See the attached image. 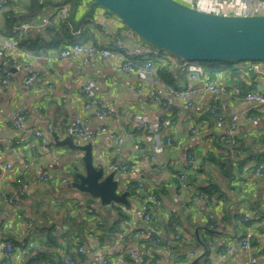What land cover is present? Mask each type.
Masks as SVG:
<instances>
[{"label": "crops", "instance_id": "crops-1", "mask_svg": "<svg viewBox=\"0 0 264 264\" xmlns=\"http://www.w3.org/2000/svg\"><path fill=\"white\" fill-rule=\"evenodd\" d=\"M61 1L8 0L0 11V37L17 42L22 51L32 54L33 68L41 72L37 82L26 83L23 54L18 52L12 57L0 48V68L9 71L7 84L0 77V193L15 202L9 205L5 197H0V264H26L44 250L66 264L63 250H53L42 242L48 237L61 242L67 217H74L72 229L79 233L78 247L82 248L76 252L78 247L69 250L75 255V264H100V258H105L107 264H244L246 252L238 245L246 228L243 217L249 218L248 225L253 229L251 244L256 264H264V177L253 176L249 169L255 158L263 160L264 109L251 107L248 101L233 95L235 87L255 91L254 82H258L257 90L264 93V65L258 64L255 70L254 63H244L241 68L245 73L235 84L220 73L209 76L204 70L192 76L182 62L169 54L170 60L154 62V71L163 85L153 87L135 71L140 59H135L131 71L124 72L116 53L98 59L94 65L84 54L73 58L60 56L59 44L70 41L110 46L107 31L90 23L91 17L107 15L109 28L126 27L113 13L92 6V0H76L67 4L71 9L70 29L75 31L71 40L57 33L56 37L50 33L46 20L55 9L52 4ZM177 1L211 13L247 14L243 8L246 0L230 4L213 0ZM29 3L33 4L31 9ZM6 11L11 13V21L6 20ZM18 24L26 28L17 26L20 32L15 33ZM209 78H214L223 89L221 122L208 112V91L200 89L192 98L193 105L187 106L173 99L164 87L191 88ZM89 81L94 86L87 96L82 88ZM136 87L141 91L132 90ZM153 91L160 93L167 102L165 106L152 101ZM98 103L111 107L116 117L98 115ZM21 109L24 119L14 126ZM240 109L249 110V115L235 129V145H225L218 137L229 115ZM140 121L153 125L157 139L137 129ZM77 122L97 131L95 139L89 141L70 136L75 145L91 143L94 164L103 166L106 172L110 162L134 165L131 171L114 172L119 191H127L126 206L132 209L140 205L149 189L155 188L160 196V208L150 222L131 221L134 230H141L134 239L125 234L120 219L124 213L118 206L102 205L97 198L72 185L78 181L74 173H84L83 151L56 143L52 133L62 140L68 136L65 127ZM194 127L197 132H192ZM114 131L124 136L118 152L113 151ZM136 145L146 148V156H141ZM190 151L195 153L199 165L188 174L191 187L200 194L196 196L191 190L182 189L177 177L185 170ZM44 171L47 179L40 180ZM139 182L141 188H132ZM87 207H92L95 215L89 216ZM95 216L101 217L102 225ZM175 224L182 229L179 240L173 238ZM6 241L16 246L31 245V251L29 255L6 259ZM128 248L140 253L141 258L128 254ZM168 250H191L193 256L171 262ZM117 256L122 257L121 261L116 262Z\"/></svg>", "mask_w": 264, "mask_h": 264}, {"label": "built area", "instance_id": "built-area-1", "mask_svg": "<svg viewBox=\"0 0 264 264\" xmlns=\"http://www.w3.org/2000/svg\"><path fill=\"white\" fill-rule=\"evenodd\" d=\"M217 3H234L235 0H213ZM248 1L244 4L243 8L246 9L247 14L245 15H259L264 14V0H246ZM257 2V3H255ZM8 4V0H0V11H2ZM251 9V10H250ZM68 15V7L67 5H63L61 7L55 8L50 17L46 20V25L52 26L53 17L54 18H63L65 19ZM108 17L107 15H102L99 17H91L88 21L94 25H97L100 29L107 31L109 36L110 46L100 47L92 44L81 43L77 41H72L63 45V47L58 51V54L62 57L73 58L79 54H84L87 56L90 64L94 65L98 59L108 57L113 53H116L120 57V69L124 72H129L135 65V59H140L141 63L135 70L138 74L142 76L145 81H149L148 83L155 87L156 85H163V81L160 76L154 71V62L155 60H170L169 53L160 49L159 47L153 46L145 41H143L133 30L128 27L111 29L108 27L107 23ZM19 28L25 29V25H20ZM75 32V31H74ZM0 48L7 51L12 57L13 54L21 52L24 56V63L22 65L23 71L26 73L25 82L26 83H34L37 82L41 78V72L39 69H35L32 66L33 55L29 52L22 51L19 44L10 39H6L4 37H0ZM186 70L191 73L192 76L197 74H202L203 69L199 62L197 61H188L185 60L182 62ZM258 64L263 63H255L252 67L255 70H258ZM167 68V67H166ZM264 73V70L261 71ZM0 77L3 84H7L9 79V71L4 68H0ZM52 86L51 83L48 84ZM94 86L93 81H89L82 88L85 95L89 96L92 87ZM252 86L256 89L255 91H241L239 88L235 87L233 91V95L239 99H243L248 101L251 104V107L254 108H263L264 109V93L258 89V82L252 83ZM165 91L169 93V95L177 100L183 101L185 105L192 106L193 105V97L200 90L204 89L208 91L211 95V103L208 107L209 114L216 117L218 121H222L223 117L220 114L221 107V98L223 95L222 87L216 82L214 78H209L203 81L201 85L196 87H188L185 89H175L169 86H165ZM134 91H141L140 87H136L132 89ZM151 99L153 102H158L162 106H165L167 102L160 96V93L157 91H153ZM85 107H89V103L85 104ZM98 115L116 117L115 112L111 107L104 103H98L97 110ZM249 110L240 109L236 112H233L229 115L225 128L223 132L219 135L218 139L220 142L225 145L231 146L235 145L234 132L239 122L245 118H247ZM24 119V110L21 109L20 114L17 116L14 121V126H17ZM137 129L144 132L145 134L157 139V134L154 133V127L152 124L147 123L145 121H140L137 124ZM192 132H197V128H192ZM65 133L68 136H77L82 140H93L97 136V131H90L86 125L82 122H77L70 124L65 127ZM37 135H40V132H36ZM114 138V146L113 151L118 152L121 149V146L124 142V136L119 135L116 131L112 133ZM263 143H264V135H263ZM166 142L169 143L170 139L167 138ZM141 156H146L147 150L143 146L136 145L135 146ZM263 160H259V158H255L250 162V172L255 177H264V154ZM8 166V165H6ZM199 167L196 155L193 151L187 153L186 156V167L185 170L178 173L177 177L179 180V184L182 189L191 190L192 193L196 195H200L197 190H194L190 183L187 181L186 176L192 172L193 170ZM134 168L132 163H115L110 162L107 165V170L109 172H127L131 171ZM40 180L47 179V172L44 171L39 175ZM142 187V183H138V188ZM202 197L206 198L207 195L202 194ZM0 197L4 198L5 201L9 205H14V199L10 196L6 197L4 193H0ZM114 206H118L119 210L124 213V216L120 217L122 221V225L125 227V234L131 235L134 239L136 238L141 230H134L131 221L137 219L141 222H150L153 219L155 213L159 210L161 205L160 196L152 191H146L144 193L142 202L137 207L130 209L125 204H120L117 202H111ZM86 212L95 215V210L92 207H87ZM97 223L100 225L103 224V220L99 216H95ZM242 221L246 223V228L242 237L238 240L239 247L246 252V258L244 260V264H256L257 257L252 253V237H253V229L250 225H248L249 218L243 217ZM182 229L180 225H174V240L181 239ZM82 248L78 247L76 251H81ZM31 251V245L22 244L20 246L14 245L12 241H6L3 244V256L6 259H9L13 256L20 257L22 255H29ZM126 252L130 255H137L138 258H141L140 253L135 251L132 248H128ZM168 258L171 262H181L186 258H190L193 256V252L189 251H173L168 250L167 252ZM35 255H33L34 257ZM66 264H75L76 262L71 258L70 255L66 254ZM122 257L117 256L116 262L121 261ZM100 264H107V260L105 258H100Z\"/></svg>", "mask_w": 264, "mask_h": 264}, {"label": "water", "instance_id": "water-1", "mask_svg": "<svg viewBox=\"0 0 264 264\" xmlns=\"http://www.w3.org/2000/svg\"><path fill=\"white\" fill-rule=\"evenodd\" d=\"M116 15L143 41L188 61L256 60L264 63V14L225 15L187 6L177 0H92ZM56 143L82 150L84 173L72 185L97 198L102 205L127 204L114 172L93 163L91 143H72L70 136Z\"/></svg>", "mask_w": 264, "mask_h": 264}, {"label": "trees", "instance_id": "trees-1", "mask_svg": "<svg viewBox=\"0 0 264 264\" xmlns=\"http://www.w3.org/2000/svg\"><path fill=\"white\" fill-rule=\"evenodd\" d=\"M68 3H70L72 5V4L76 3V0H63L61 2L52 4V6H54V8H57V7H61L63 5H67ZM27 6H28V8L31 9L33 7V4L29 3ZM38 8L40 9V5L38 6ZM40 10H39V12H40ZM70 10L71 9L69 8L68 15L65 19H63V18H55L54 19V17L52 18L54 20H53L52 26L49 27L50 33L51 32H52V34L55 33L54 34L55 36H56V33L58 35L63 36V37L69 36L68 38H70L72 36V33L74 31H73V29H70L71 28L70 27L71 23L69 22ZM4 15L7 16V18H6V20H7V19H10L11 13H9V11H6V12H4ZM55 20H56V22H54ZM9 21H11V19ZM29 21H31V20H29V19L27 20L28 24H30ZM20 25L21 24L15 25L16 27L13 25V27H15V30H14L15 33L20 32L19 30H16L17 26H20ZM70 40H71V38H70ZM62 44L63 43L59 44L58 51L63 47ZM164 51H166V50H164ZM166 52H168L172 56L176 57L179 62L185 61V59L181 58L178 55L173 54L172 52H169V51H166ZM247 62L248 63H254V64L255 63H263V62L256 61V60H234V59L199 61V63L202 66V69L209 76H214V75L220 73V74H222V76L227 77L228 79H230V81H232L235 84L238 83L239 81H241L242 75L245 73V69L241 68V65H244V63H247ZM189 176L190 175L186 176L187 181L189 179ZM133 187H138V184L137 183L133 184L132 188ZM149 190L157 194V191L155 190V188L149 189ZM149 190H147V191H149ZM89 216L92 217L93 215L89 214ZM76 217H79V215ZM74 222H75L74 217H67V219L65 220L66 229L62 234L61 242H58L56 238L48 237V238H46V241H43L42 243L46 244L48 247H51L53 250H56V249L63 250L65 252V254L70 255L71 258L74 260L75 255L72 253H69V250L72 248L78 247L79 243H80V241L78 240L79 233L73 232V229H72ZM26 264H65V263H64V261H62V259L58 258L57 256H54L53 254H49V252L44 250V251L39 252L36 255V258H34V259L30 258L26 262Z\"/></svg>", "mask_w": 264, "mask_h": 264}, {"label": "rangeland", "instance_id": "rangeland-1", "mask_svg": "<svg viewBox=\"0 0 264 264\" xmlns=\"http://www.w3.org/2000/svg\"><path fill=\"white\" fill-rule=\"evenodd\" d=\"M105 10H106V9H105ZM107 12H108V13H111V12H110V11H108V10H107ZM262 65H264V63H263Z\"/></svg>", "mask_w": 264, "mask_h": 264}]
</instances>
